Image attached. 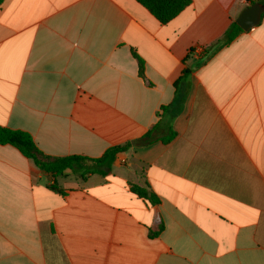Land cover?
I'll use <instances>...</instances> for the list:
<instances>
[{
    "label": "crops",
    "instance_id": "1",
    "mask_svg": "<svg viewBox=\"0 0 264 264\" xmlns=\"http://www.w3.org/2000/svg\"><path fill=\"white\" fill-rule=\"evenodd\" d=\"M255 3L167 24L136 0L0 4V126L50 157L159 138L85 180L0 144V264H264V11L219 44Z\"/></svg>",
    "mask_w": 264,
    "mask_h": 264
},
{
    "label": "trees",
    "instance_id": "2",
    "mask_svg": "<svg viewBox=\"0 0 264 264\" xmlns=\"http://www.w3.org/2000/svg\"><path fill=\"white\" fill-rule=\"evenodd\" d=\"M144 6L161 24H167L176 18L186 7L191 4V0H136ZM4 0H0L2 4ZM244 31L240 26L233 22L229 29L220 40L219 44L227 46L233 42L238 35ZM142 65V61H140ZM158 126L148 131L142 138L109 148L100 158H89L84 156L50 157L45 155L36 145L32 136L24 131L11 130L0 126V144L11 145L18 149L26 158L34 161L36 166L46 174L50 179L56 180L63 176L67 170H72L74 174L79 175L83 180L90 175L99 174L107 176L111 173L113 164L120 153L128 151L133 146H149L159 140ZM175 136L170 132L163 142H169ZM49 188L52 191L63 194V190L57 185L51 184ZM132 191L140 198L149 200L152 204L158 202L155 195L147 189L133 186Z\"/></svg>",
    "mask_w": 264,
    "mask_h": 264
},
{
    "label": "water",
    "instance_id": "3",
    "mask_svg": "<svg viewBox=\"0 0 264 264\" xmlns=\"http://www.w3.org/2000/svg\"><path fill=\"white\" fill-rule=\"evenodd\" d=\"M263 11L264 6L261 3H255L241 13L236 23L243 31H249L261 22Z\"/></svg>",
    "mask_w": 264,
    "mask_h": 264
}]
</instances>
